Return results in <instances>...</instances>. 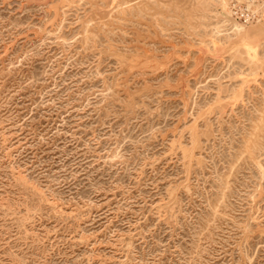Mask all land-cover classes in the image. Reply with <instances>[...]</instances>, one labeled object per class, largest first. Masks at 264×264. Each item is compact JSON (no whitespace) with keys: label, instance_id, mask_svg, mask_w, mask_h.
<instances>
[{"label":"rangeland","instance_id":"1","mask_svg":"<svg viewBox=\"0 0 264 264\" xmlns=\"http://www.w3.org/2000/svg\"><path fill=\"white\" fill-rule=\"evenodd\" d=\"M226 0H0V264H264V23Z\"/></svg>","mask_w":264,"mask_h":264},{"label":"built area","instance_id":"2","mask_svg":"<svg viewBox=\"0 0 264 264\" xmlns=\"http://www.w3.org/2000/svg\"><path fill=\"white\" fill-rule=\"evenodd\" d=\"M221 18L228 26L246 27L264 22V0H226Z\"/></svg>","mask_w":264,"mask_h":264},{"label":"crops","instance_id":"3","mask_svg":"<svg viewBox=\"0 0 264 264\" xmlns=\"http://www.w3.org/2000/svg\"><path fill=\"white\" fill-rule=\"evenodd\" d=\"M264 23V22H263Z\"/></svg>","mask_w":264,"mask_h":264}]
</instances>
